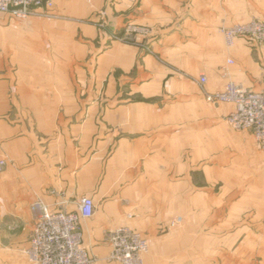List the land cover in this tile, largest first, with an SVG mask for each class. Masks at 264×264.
Segmentation results:
<instances>
[{
  "label": "crops",
  "instance_id": "0c3cea01",
  "mask_svg": "<svg viewBox=\"0 0 264 264\" xmlns=\"http://www.w3.org/2000/svg\"><path fill=\"white\" fill-rule=\"evenodd\" d=\"M53 1L60 18L0 12V264H30L33 202L74 211L85 196L94 263L108 260L107 232L127 225L148 240L145 264H264V152L249 130L226 134L234 105L208 108L192 79L264 90V44L229 47L220 31L264 21V0ZM128 21L150 34L113 38ZM224 198L254 216L242 230L261 258L223 249L240 240L224 237ZM195 209L197 223L171 230Z\"/></svg>",
  "mask_w": 264,
  "mask_h": 264
},
{
  "label": "built area",
  "instance_id": "2783aa9c",
  "mask_svg": "<svg viewBox=\"0 0 264 264\" xmlns=\"http://www.w3.org/2000/svg\"><path fill=\"white\" fill-rule=\"evenodd\" d=\"M0 12L19 19L30 16L62 17L55 10L53 0H0ZM125 31L126 35H147L151 29L130 22ZM220 31L229 47L234 46L239 36H249L258 44H264V21L258 19L229 27L223 26ZM116 37L119 36L113 35V38ZM124 37L119 39L124 40ZM192 79L198 84L208 102L234 105V109L227 116L228 122L235 130L251 131L264 152V90L251 91L230 81L223 89L210 92L206 88L208 78L205 74ZM4 167L5 160L0 159V171ZM31 210L34 225L26 250L30 264H93V257L83 245L81 226L83 219L94 214L95 202L91 196L81 198L74 211H52L42 199L33 202ZM181 220L182 217L179 216L172 220L170 225L175 226ZM107 239L111 247L108 260L118 264H145L149 243L142 233L123 225L107 232Z\"/></svg>",
  "mask_w": 264,
  "mask_h": 264
},
{
  "label": "rangeland",
  "instance_id": "374dc122",
  "mask_svg": "<svg viewBox=\"0 0 264 264\" xmlns=\"http://www.w3.org/2000/svg\"><path fill=\"white\" fill-rule=\"evenodd\" d=\"M104 14L101 13L100 14V18L99 20L96 22V26L99 27L100 29L102 30H108L107 27L105 28V23H104ZM130 22H133V21H128L127 23L124 24V27L121 31V33L119 34H116V33H111L112 37L113 35H117L119 36L120 38L124 37V35L126 34L125 32V28H126V25L129 24ZM135 24H138L136 22H133ZM150 34V33H149ZM143 36H147L146 34H142ZM126 36V35H125ZM129 36V35H127ZM119 37H116L117 40H121L119 39ZM125 39L122 40V41H127L129 39V37H124ZM130 41V40H128ZM131 41H134V39H131ZM90 58V56H86V55H80V62H84L86 63L88 61V59ZM191 78V77H190ZM199 87V86H198ZM97 93V92H96ZM99 93V92H98ZM103 93V91H100V94ZM207 103V106L208 108L212 107V108H216V106H213L211 105L208 101H206ZM209 111V109H208ZM223 125H224V131L227 133H241V132H247V130H235L231 125L230 123L228 122L227 120V116L223 117ZM217 191L220 189V186L218 185L216 188H215ZM237 200L236 199H228V198H224L221 202V205H219V203L216 205V207H219L221 212H222V215H223V219L224 221L226 220H229L231 221L233 224V229L232 230H229V231H226L224 232V237L228 236V235H231L235 232H240V240L235 244V246H226V247H223L224 250H228L226 253H233V254H239V255H242V254H254V258H261L263 255V248L261 247H253L251 244H249V242L245 239L246 235L248 234H251L252 232H248L247 230H242L245 228L246 224H248V222H251L253 220V215L252 213L251 214H248L247 211H246V208L245 209H241L240 208V212L242 211V213L240 214H236L234 215L233 214V209H232V205L233 203H236ZM196 206L198 204H195ZM192 206H193V203H192ZM215 205H213L214 207ZM197 208V207H196ZM215 208V207H214ZM198 210L196 211V209L194 211L191 212L190 215H188L186 218H182L181 222L176 224L175 226H171V230H178L180 228H182L184 226L185 223H197L196 220L198 218V214H197ZM178 216H176L177 218ZM235 227V228H234ZM235 229V230H234ZM245 239V240H244ZM93 264H118L117 262H114V261H110V260H107L105 262H101V263H94Z\"/></svg>",
  "mask_w": 264,
  "mask_h": 264
}]
</instances>
